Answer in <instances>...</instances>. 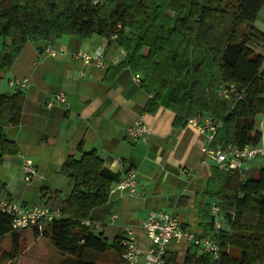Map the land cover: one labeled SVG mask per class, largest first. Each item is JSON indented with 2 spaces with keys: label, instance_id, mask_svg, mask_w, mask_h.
I'll use <instances>...</instances> for the list:
<instances>
[{
  "label": "trees",
  "instance_id": "obj_1",
  "mask_svg": "<svg viewBox=\"0 0 264 264\" xmlns=\"http://www.w3.org/2000/svg\"><path fill=\"white\" fill-rule=\"evenodd\" d=\"M261 12L264 0H0V72L12 68L28 42L114 36L125 57L108 71L105 83L128 69L152 95L145 113L155 114L166 99L174 129L208 115L222 124L212 147H256L262 137L256 121L264 115V32L255 26ZM222 88L233 89L228 100L218 98ZM23 105L20 91L0 94V166L18 154L4 129L19 125ZM77 151L80 158L69 156L60 168L72 184L70 194L61 199L55 191L47 198L60 208L61 219L42 232H14L0 214V239L10 235L14 250L24 233V249L14 255L22 264L44 263L42 250L26 252L37 238L48 239L74 264H98L88 253H113V264H126L122 236L109 243L81 224L108 202L120 176L106 169L95 151L84 152L82 143ZM4 189L0 181V195ZM205 196L218 202L223 214V229L208 236L219 244V259L193 248L167 252L164 264H264V169L229 173L213 168ZM199 214L212 223L208 205Z\"/></svg>",
  "mask_w": 264,
  "mask_h": 264
},
{
  "label": "crops",
  "instance_id": "obj_2",
  "mask_svg": "<svg viewBox=\"0 0 264 264\" xmlns=\"http://www.w3.org/2000/svg\"><path fill=\"white\" fill-rule=\"evenodd\" d=\"M255 26L264 32L258 21ZM48 47L57 53L54 57L45 53ZM80 51H102L104 66L84 67L75 57ZM124 57L114 41L97 34L83 41L62 37L52 43L28 42L12 68L0 72V94L20 91L24 95L19 125L4 129L6 137L16 144L18 154L5 159L0 176L11 175L5 180L16 181L15 175L22 172L23 163L29 160L35 168L33 180L39 190L56 191L65 199L72 184L61 176L60 168L67 157L80 158L77 146L82 143L84 152L95 151L104 167L120 179L130 172L136 175V197L109 192L108 202L91 212V219L100 223V234L109 243L122 236L125 227H130L138 243L146 247L142 222L151 212L171 213L184 229L208 237L213 233L212 223L201 221L199 213L208 205V218L211 217L210 205L215 201L205 192L215 165L201 151L204 138L186 123L174 129V114L166 108V99L155 114L145 113V104L152 95L141 89V78L139 83L135 82V75L128 69L121 70L111 83L104 82L108 71ZM13 79H26L28 85L23 89L10 87L9 81ZM58 94L63 95L65 102L48 107L47 100ZM136 121H142L148 131L144 139H134L126 133ZM256 126L262 128L259 146H264V115L257 118ZM250 162L245 165L246 171L250 170ZM5 180L3 196L25 206L48 204L45 194L32 200L26 197L33 190L30 185L17 191ZM39 244L41 238L35 239L26 252ZM189 250L183 244H171L168 252ZM20 259L18 264H22Z\"/></svg>",
  "mask_w": 264,
  "mask_h": 264
},
{
  "label": "built area",
  "instance_id": "obj_3",
  "mask_svg": "<svg viewBox=\"0 0 264 264\" xmlns=\"http://www.w3.org/2000/svg\"><path fill=\"white\" fill-rule=\"evenodd\" d=\"M115 39L114 36L111 37L112 41ZM45 53L51 57L57 54L49 47L45 49ZM75 57L82 62L84 67L94 65L97 68H102L104 66V54L102 51L94 54L80 51L75 54ZM134 81L139 83L140 77L137 75L134 76ZM27 85L28 81L26 79H13L9 81L10 87L23 89ZM232 93V88H222L218 90L217 96L221 100H228ZM64 102L65 98L63 95L58 94L50 97L46 105L51 107L54 103ZM186 124L195 128L203 136L204 144L201 151L205 159L213 162L215 168L218 170H224L229 173L235 171L243 173L246 171L245 165L248 162L258 156H264V146L259 145L256 147L246 145L242 148L216 145L212 148V142L221 129L222 124L208 115H197L194 118L186 120ZM261 129V127L256 126V131L261 133ZM126 133L131 138L144 139L148 131L142 121H136L127 128ZM22 171L26 182H29L36 174L35 168L29 160L23 163ZM117 192L130 197H136L138 195L135 173H127L110 189V194ZM0 214L8 218L10 228L14 232L26 231L32 228L42 232L47 226L63 217L59 207H52L48 204L25 206L12 198L2 195H0ZM210 215L212 218L213 232L218 233L224 227L223 214L218 202L210 205ZM81 224L93 233H100L101 225L97 221L85 220ZM142 227L147 241L146 247H142L138 243L130 227H125L122 230L120 246L122 259L126 264H164L166 253L171 244H183L188 249L194 248L201 253L212 256L214 261L219 259L220 247L215 239L200 237L184 229L180 220L171 213L151 212L143 220Z\"/></svg>",
  "mask_w": 264,
  "mask_h": 264
},
{
  "label": "rangeland",
  "instance_id": "obj_4",
  "mask_svg": "<svg viewBox=\"0 0 264 264\" xmlns=\"http://www.w3.org/2000/svg\"><path fill=\"white\" fill-rule=\"evenodd\" d=\"M257 21H258V25H260V27L264 28V12L260 13ZM249 167H250V170L253 172L258 171L260 169H264V156H258L255 159H253L249 163ZM10 176L11 175H8L5 177V174H2L0 176V181L4 182L3 180L10 179ZM35 176H36V174L30 179L29 182H26L24 180V174L22 171L18 176L15 175L16 181L5 180V182H8L9 184H11V188L17 189V191H21L23 188H26L28 185H30L28 187L33 188V190H31L30 194H26V197L29 200H32L34 198H42L44 196V194L46 196H49L48 191L39 190V185L37 184L36 180H33V178ZM62 177L64 179H66L64 176H62ZM33 183H34V186H33ZM23 238H24V233H22V239H21V242L19 243L18 250L13 249V245H12L10 235H7L6 237H3L0 239V264H18V257H14V255L16 253H21L23 251V249H24ZM41 242H42V244H39L38 247L35 248V250H33V248H31V250L29 252H31L30 254H32V252L35 251L36 254H38V252H40V250H42L43 254H44V264H74V259L71 256L65 255V254H62L61 252H59L51 244V242L48 239L43 238V239H41ZM40 254H41V252H40ZM88 256L90 258H93L98 264H113L116 262V257L113 253H106V254H102V255L101 254L88 253ZM29 257H30L29 254L27 256H25V258H29ZM19 262H20V260H19Z\"/></svg>",
  "mask_w": 264,
  "mask_h": 264
}]
</instances>
